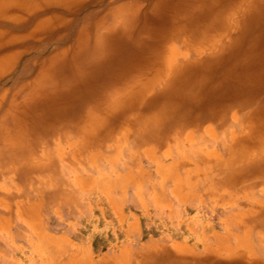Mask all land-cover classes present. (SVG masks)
<instances>
[{
	"label": "rangeland",
	"instance_id": "1",
	"mask_svg": "<svg viewBox=\"0 0 264 264\" xmlns=\"http://www.w3.org/2000/svg\"><path fill=\"white\" fill-rule=\"evenodd\" d=\"M111 1L86 2L74 15L59 8L39 15L64 16L70 25L68 29L56 31L47 40H25L21 46L12 49L31 51L0 77V98L4 97L1 112L16 97L17 100L22 99L17 94L20 86L29 80L31 71L34 75L38 69V66L33 68L32 63L45 60L64 46H70L83 20L91 13L103 10ZM37 18L33 17L32 23L21 27L0 21V30L26 35L33 29ZM251 31L247 34L246 45L264 33V23L252 27ZM241 57L240 60L237 56L233 57L236 66L240 67L237 72L239 77L234 76V80L230 77L228 83L231 88L241 86L246 98L251 100L256 96L255 84L264 88V55L260 59L252 57L250 62L246 56L244 59ZM114 68L117 72V67ZM103 76L105 74L99 82L108 79ZM219 77L209 80L213 84ZM210 91L194 96L195 99L183 98L181 108L188 111L185 117L187 114L189 122L201 113L200 104L213 97L215 93ZM159 92L160 89H157L147 99L146 106L133 117L147 115L152 112L153 104L159 105L169 99L159 95ZM97 93L98 84H92L83 96L88 100L92 94L93 99ZM55 99V104L45 114V121L39 123L38 130L46 136L36 147V156L27 158L21 155L15 161L13 158L19 152L15 151L12 156L9 152L3 153L0 159V232L10 225L12 233V236L0 233V250L4 249L0 264H32L31 261L41 264L44 260L47 264H55L48 261L47 256L51 252L47 251L48 255L41 257L33 253V247L44 250V244L22 221H36L38 214L42 224L37 228L38 232L64 231L72 240L79 242L83 239L90 246L89 254L95 262L110 260L127 251L132 255L133 264H143L146 259L135 257L133 253L148 248L156 251L154 264H171L172 258L170 261L168 257L163 259V250L168 248L178 252L182 264H230L224 250L228 246L242 250L241 245L247 243L253 247V258L264 262V211L255 222L250 219L253 211L264 209V178L244 175V180L241 178L237 185H224L232 175L225 170L217 171L213 166L217 157L226 155V149L232 144V135L239 134V126L230 116L232 114L224 123L205 121L199 127L188 126L181 132L175 131L177 134L171 131L176 128V122L174 125L166 122L164 132L172 133L161 141L153 142L142 140L136 127L123 124L121 121L125 114L118 111L100 133L101 141L82 150L75 129L67 130V134L75 133V136H60L67 127H64L67 118H77L72 115L76 109L66 107V91L59 93ZM242 114H238L239 121ZM109 132V136H105ZM204 161L208 164H202ZM179 164L181 166L172 170L163 169ZM128 177L135 179L136 183L121 187V180ZM180 180L190 186V189L184 187L190 197L187 202L184 200L186 203L173 194ZM137 185L141 186L140 189ZM156 197L159 204L154 200ZM167 202L172 209L163 212ZM6 218L11 220L10 224ZM135 221L137 229L133 227L132 232L127 234L126 230H131L128 225ZM15 245L21 246L22 250L14 249Z\"/></svg>",
	"mask_w": 264,
	"mask_h": 264
},
{
	"label": "bare ground",
	"instance_id": "2",
	"mask_svg": "<svg viewBox=\"0 0 264 264\" xmlns=\"http://www.w3.org/2000/svg\"><path fill=\"white\" fill-rule=\"evenodd\" d=\"M89 1L92 0H0V21L21 27L38 16L26 35L0 30V77L31 51L12 50L15 46H21L25 40H47L70 25L64 16L39 15L53 8L74 15ZM263 21L264 0L111 1L103 10L83 20L70 46L32 63L33 68L38 66V69L34 75L31 71L29 80L20 86L17 94L21 100L16 97L1 112L4 97L0 98V159L3 153L9 152L12 156L15 151H19L15 155L17 159L13 158L15 161L21 155L36 156V147L46 136L38 130L39 123L45 121V114L55 104L59 93L66 91V107L76 109L72 115L77 118H67L64 125L67 127L60 136H75V133L67 134L68 128L75 129L82 150L101 141L100 133L118 111L125 114L123 124L136 127L142 140L153 142L188 126L199 127L205 121L224 123L232 114L239 134L232 135L226 155L217 157L213 166L217 171L225 170L232 175L224 185H237L244 175L264 178V88L255 84L256 96L248 100L241 86L231 88L228 83L230 77L235 79L240 68L234 56L239 60L246 56L250 62L252 57L260 59L264 55V33L248 45L244 44L252 27H258ZM103 74L108 79L99 82ZM218 76L212 84L209 79ZM92 84H98V93L93 99L91 94L87 100L84 96ZM157 89H160L159 95L169 99L153 104L151 113L134 118ZM208 90L215 94L200 104L201 113L189 122L187 114L185 117L188 111L181 108V101ZM240 112L243 114L239 121ZM166 122H176L177 126L166 133ZM48 127L50 129L51 125ZM263 211V208L253 211L250 219L255 222ZM241 248L228 246L224 250L230 264H264L253 258L252 245L247 243ZM171 264H182V261L173 260Z\"/></svg>",
	"mask_w": 264,
	"mask_h": 264
},
{
	"label": "crops",
	"instance_id": "3",
	"mask_svg": "<svg viewBox=\"0 0 264 264\" xmlns=\"http://www.w3.org/2000/svg\"><path fill=\"white\" fill-rule=\"evenodd\" d=\"M202 164H208L207 162L204 161V163ZM178 166H181V164L179 165H174V166H169V168L164 167V171L166 170H172L173 168H176ZM167 177H169V174L166 175ZM182 181V182H181ZM180 184H178L176 186V188L173 190V194L176 196V198L179 201H186L190 198L188 197L189 194L185 193L184 187L187 189H190L189 185H185L183 180L179 181ZM178 182V183H179ZM131 183H136L135 179H131V177L128 178H124L123 180H121V187L122 186H126L127 184H131ZM140 185H137V188L140 189ZM163 198H165V194L163 196ZM156 204H159L158 202V198L156 197L155 199ZM184 201V202H185ZM185 202V203H186ZM167 208H164L163 212H166L168 210H171L172 207L171 205L167 202ZM24 217V216H23ZM5 218V217H4ZM20 218V217H19ZM40 214H38V216L36 217V221H30L28 219H22V221L25 223V225L31 229L33 231V233H35V236L39 238V240L44 244V250H39L36 247H33V253H36L37 255H39L40 257L42 255H49L48 257V261L50 262H55V264H133L132 260H131V254H129L127 251L125 253H122L119 256L113 257L110 260H99L97 262H95L92 257L90 256L89 252H90V246L88 244H85L83 241V239H81L79 242L72 240L70 238V236L68 235L67 232H56V233H49V232H44L43 230L41 231H37V228H40L42 226L40 220ZM6 220H9V224L11 222L10 219L6 218ZM28 221V222H27ZM136 221L134 222V224H130L128 225V227L131 229H127L126 233L130 234L132 232L133 227H135ZM8 224V225H9ZM137 225V223H136ZM10 226V225H9ZM7 226V229L5 231H1V234H7V236H12V233L10 232V227ZM136 228V227H135ZM137 229V228H136ZM20 234V233H18ZM20 236V235H19ZM2 243V241H1ZM3 245V244H2ZM5 246V245H4ZM4 248V247H2ZM14 249L16 250H22L21 246L19 245H15ZM4 249L0 250V255H2ZM49 251V252H47ZM83 252L84 255H83ZM135 257H141V258H145L146 262H144L143 264H154L155 260H156V251L153 249H143L142 251H138L135 250L134 253ZM163 254H164V258H169L173 261V260H178L180 259L178 256V252H174L168 248H165L163 250ZM166 256V257H165ZM53 262V263H54ZM31 263L33 264V261H31ZM41 264H47L46 260L43 261V263ZM135 264V263H134Z\"/></svg>",
	"mask_w": 264,
	"mask_h": 264
}]
</instances>
